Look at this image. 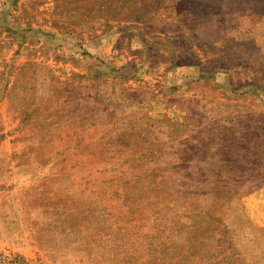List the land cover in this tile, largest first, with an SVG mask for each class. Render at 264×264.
<instances>
[{"label": "rangeland", "instance_id": "rangeland-1", "mask_svg": "<svg viewBox=\"0 0 264 264\" xmlns=\"http://www.w3.org/2000/svg\"><path fill=\"white\" fill-rule=\"evenodd\" d=\"M0 264H264V0H0Z\"/></svg>", "mask_w": 264, "mask_h": 264}]
</instances>
